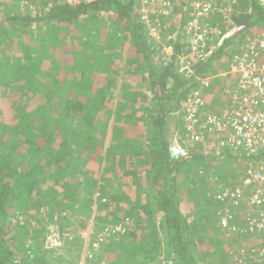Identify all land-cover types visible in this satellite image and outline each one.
Here are the masks:
<instances>
[{
    "label": "trees",
    "instance_id": "16d2710c",
    "mask_svg": "<svg viewBox=\"0 0 264 264\" xmlns=\"http://www.w3.org/2000/svg\"><path fill=\"white\" fill-rule=\"evenodd\" d=\"M26 1L29 6L21 13L16 4L0 0V264H12L16 259L20 264L61 263H51L38 254L39 248L36 251V247L31 246L36 251L33 255L30 248L27 249L29 239L39 240L42 233L48 231L46 220L54 222L55 215L63 211L57 209L61 205H69L74 217L75 214L81 216L88 209L87 205H93L97 192L106 194L109 187L113 189L106 181L100 182L96 189L98 183L94 179L88 193L81 187L76 191L73 185L82 184L77 178L79 171L90 174L82 185L86 188L92 177L99 176L92 170L95 166L98 172L100 168L111 171L118 167L128 179L134 177L133 173L128 174L131 167L149 173L160 217L153 227L156 232L143 230L144 223H131V219H126L129 215L116 223L104 220L105 224L122 222L125 231L121 236L119 232L107 235L111 230L102 231L106 241L100 245L98 256L91 259L93 264H141V256L145 264H238L231 259L235 245L226 240L219 218L214 212H202L204 199L196 202V213L192 210L187 215L183 213L179 199L184 195V191H180L184 184L181 175L197 166L194 175L203 183L220 178L216 181L234 184L250 162L263 160L264 150L249 153L243 146L233 148L228 141L230 130L227 128L210 135L206 143L187 155L175 157L171 153L172 132L182 133L175 113L187 96L201 89L204 100L207 94H216L214 81L199 88L196 76H205L215 69L211 63L217 52L199 63L204 66L198 68L197 65L194 75L187 76L181 63L183 53H176L188 46L182 43L181 36L174 38L178 45L168 58L154 57L150 49L152 37L146 33L138 13L141 0H93L80 5L59 4V0ZM169 3L177 5L176 0H169ZM251 4L250 14L234 19L242 31L252 26L257 28L264 21V6L258 0L253 3L251 0ZM30 6L36 7L34 12ZM161 7L162 4L149 8L155 11L149 15L150 20L155 21L153 25L158 24L157 19H163L160 25L171 21V17L159 14ZM182 16L184 23L188 11H183ZM95 22L98 28L109 30L105 39H95L97 33L92 30L84 34L88 23L94 25L91 23ZM57 28L78 29L80 43L73 44L70 51L61 50L52 38ZM254 31L247 33L257 35L264 29L256 34ZM238 32L222 42L224 47H231ZM62 51L68 52V57L63 58ZM86 54L92 55L93 60L86 65L90 70L79 69L73 74L74 67L81 65L77 61ZM25 88L35 90L33 98ZM221 107L226 108L225 105ZM106 114L114 118L113 124L101 125L100 121L96 124V117ZM6 116L12 119H4ZM129 119L130 122H125ZM62 123L66 126L60 135ZM54 132L56 134H52ZM23 148L24 151H20ZM212 149L220 152L199 153V150ZM222 162L226 164L224 169L220 167ZM229 163H235L236 168L242 167L243 174L221 172L228 170ZM212 165L218 172L211 171ZM122 186L120 184L119 188ZM189 188L197 194L196 187ZM68 191H76L70 200L78 202V209L67 201ZM213 195L206 196L205 204L215 206ZM106 196L110 201H105L109 203L101 204L98 209L106 212L110 219L115 206L114 203L111 207L110 203L117 198L110 193ZM45 202L56 210L40 216L36 209ZM139 214L149 220L153 218V210L148 205ZM17 215L23 216L19 227L14 225ZM195 218L200 220L193 225ZM202 221H213L210 233L209 225ZM100 232L93 235V239L90 234L91 240L96 242Z\"/></svg>",
    "mask_w": 264,
    "mask_h": 264
},
{
    "label": "built area",
    "instance_id": "2783aa9c",
    "mask_svg": "<svg viewBox=\"0 0 264 264\" xmlns=\"http://www.w3.org/2000/svg\"><path fill=\"white\" fill-rule=\"evenodd\" d=\"M66 4L80 5L93 0H61ZM226 8L234 0H223ZM236 2V0H235ZM144 4V5H143ZM140 12L143 14L152 5H160L161 16H169L176 12V7L169 0H143ZM148 5V6H147ZM146 8V9H145ZM222 12L213 3L206 0L197 2L192 17L184 30L185 36H190V51L181 56L183 70L187 76L194 75L196 64L204 62L213 54L211 46L213 35L220 34L219 27L210 26L206 18ZM145 20H150L147 14ZM159 28V27H158ZM154 29L153 35L159 37V29ZM159 39V38H158ZM244 48L232 56L229 63V75L235 78L236 84L229 89V109L214 114L205 109V100L201 90L193 91L184 100L179 111L184 132L178 133L177 148H172L174 154L187 155L199 145L206 143L209 136L215 132L229 128V142L236 148L243 146L249 153L264 150V32L256 37H247ZM226 76V73H224ZM211 78L203 80L208 86ZM228 91V90H226ZM227 93V92H226ZM207 139V140H206ZM181 150V151H180ZM219 153V149H215ZM208 153V152H207ZM209 154H213L212 152ZM245 173L236 179L234 184H222L215 195L220 204L217 216L226 234L229 244H234L230 253L231 259L238 264H264V158L259 162H250ZM107 233H124L121 227L108 226ZM89 246L83 260L79 264H93L96 257L95 248L102 245L106 238L101 234L96 242L90 243L88 235H82ZM85 243V242H84ZM85 262L86 260H88ZM12 264H20L17 259Z\"/></svg>",
    "mask_w": 264,
    "mask_h": 264
},
{
    "label": "rangeland",
    "instance_id": "374dc122",
    "mask_svg": "<svg viewBox=\"0 0 264 264\" xmlns=\"http://www.w3.org/2000/svg\"><path fill=\"white\" fill-rule=\"evenodd\" d=\"M5 1L9 2V0H5ZM200 1H205V0H198L197 2H200ZM206 1L209 2V3H212V1H210V0H206ZM262 1H264V0H262ZM58 3L59 4H66L65 2H63L61 0H59ZM141 3L143 4V0L140 1V5H141ZM235 3H237V1ZM17 5L19 6L20 3H17ZM240 5H241L240 9L242 11H244V8H246V5H251V4L250 3H246V0H241ZM30 7H31L30 9L34 12L36 7H33V6H30ZM23 9H26L25 6H19L18 10L22 13ZM150 9H153V5L150 7ZM221 10H222L224 16H226V13L229 12V11H235L233 6H232V8L230 6H228L226 8L221 7ZM138 13L141 15L142 22L144 24V28H145L146 33L148 35H150V37H152V39H156V37L153 35V33L155 32L154 29H156V28H158L160 26L163 27V29L164 28H170V30L167 29L168 32H169L168 34L169 35H173V37L175 38L176 37L175 33L178 34L179 30H182L181 32L183 33L184 32V25L186 27V25L188 26V24L190 22V21H188V22H184L183 23L181 21L182 20L181 18L183 16H180V11H177L176 14L173 13V14H170L168 16L169 18L171 17L170 18L171 21H169V22H165L164 24L160 25V23L162 22L163 19L162 20L161 19H157V22L159 24V25L157 24L158 25L157 26V25H153L151 23V22H155L154 20L153 21L145 20V18L143 16L145 14H147L149 16V15H151V13H155V11H153V10L150 11L149 9H147L143 14L140 13V12H138ZM191 17H192V14H191ZM104 19H105V21H108V20H106V18H104ZM98 20H99V22H101V18H98ZM91 24H94V25H89V23H88V25L86 27L87 31L86 32L84 31V34L85 33H86L85 35L90 34V32L92 30V32L94 31V33H97V35H95V37H94L95 39L98 38V37L100 38V40L101 39H105L106 35H108V33H109V30L107 31V29H104L102 27L98 28L96 22L95 23H91ZM233 24L234 25L229 30L230 33H233V31L238 32L239 29H240V27L236 26L235 21H233ZM261 29H263V27L259 26V30H261ZM43 30H44L45 33H48L45 26H43ZM167 30H165V32ZM259 30H257V31L259 32ZM79 32L80 31H78V29H76V30H74V29L71 30L70 29L69 30V29H60V28L58 29L57 28L54 31L55 35L52 36V38L54 39L53 42L57 41L59 43L58 47H60L61 50L69 49V51H70V49L72 48L73 44H75L76 42L80 43L81 36L79 35ZM52 33H53V31H52ZM240 34H238L236 36V40H237V38L238 39L241 38ZM244 35H246V34H244ZM229 36H231V34ZM166 37H167V35H166ZM247 37L248 36L245 37V40L243 39V40L240 41V44H241L240 47L246 45L245 41H247L246 40ZM253 37H256V35H253ZM181 38H182V43H185V44H187L189 46L190 41H191V37L190 36L189 37L186 36L184 38L183 37H181ZM235 41L231 45L230 50H229L231 52L232 56H234V54H235L232 50H234L235 52L237 51V47H236ZM47 42H52V41H47ZM162 42H163V39L161 41V44H162ZM164 43H165V41L163 42V44ZM48 44L51 47L55 48L54 44H52V43H48ZM172 44H174V42ZM172 44H169L167 46H172ZM217 44H218V42L216 41L212 46L215 47ZM163 47H165V46H163ZM153 50L154 49H151V51H153ZM36 54H39V53H36ZM36 54H34V55L36 56ZM61 55H62L63 58H66V57H68V52H65V51L63 52L62 51ZM155 57L158 59V53L157 52H155ZM91 60H93L91 54L83 55L82 59H79V61H77L81 65L76 66V68L74 67L73 74L75 72H79L78 71L79 69L90 70V69H88L86 67V65L88 63H90ZM216 65H220V64H216ZM214 70H212V72L209 71L208 76L210 78H214V77L218 78V79H215V80L219 81V82L216 83V85L219 86V88H218L219 89V94H218L219 103L216 102V105L213 106V108L210 111H207V112L218 114V113H221L224 110H226L225 108L221 107V104L223 103V97H224L223 94H225L224 91L228 90L227 91V95H228L229 89L226 88V87L230 88V86H227V84L225 86L223 84H221V85H219V84L222 83V80L226 79V76L229 75V74L227 75V72H229V71L227 69H224V65L223 64H222V67L220 69H217V71L216 70L214 71ZM194 73H195V71H194ZM224 73H226V76L224 75ZM86 81H87V78H86ZM78 83H81V82L78 81ZM83 83H84V81H83ZM25 91H26V93H28L29 96H31V98H33V96L35 95V90L34 89L29 90V89L25 88ZM120 92H123V91H120ZM119 95H123V93H120ZM177 113H175V114L177 115ZM6 117L7 118H4V119H7L8 121H10L12 119L11 117H8V116H6ZM82 117H85V116H82ZM96 118L98 119L96 121V124H99L101 122V125L105 124V123H107V124L109 123V125H112L113 122H114V118L113 117H109L108 114H106V115H104L102 117H96ZM125 122H130V119L125 121ZM65 126H66V124H64V123H62V125L60 126V128H59V129H61L59 131L60 135L63 134V129L65 128ZM178 127L180 128L179 130L181 132L184 131V127H183V123L182 122H180L178 124ZM52 134H56V133L54 132ZM170 141H171V145H172L173 144V139H171ZM178 143L182 147H184L181 142H178ZM172 148L178 149L176 142L174 143V145H172ZM20 151H24V148L21 149ZM215 151H216L215 149H212V150H208L207 152L209 154L211 152L214 153ZM103 154L106 155L107 152L104 150ZM178 156H181V155L180 154L176 155V157H178ZM214 161L217 162L216 159H214ZM147 163H149V162H147ZM222 163H223L222 166H220L221 169L222 168L223 169L226 168L225 162H222ZM227 168H228L227 171L221 170V172H226V175H228L229 173H231V175H235V174L236 175L237 174L238 175H242L243 172H244L242 170L243 169L242 167H241V169L240 168H236L235 167V163L227 164ZM96 169H97V166L92 168V170L94 172L96 171L100 177L99 176L92 177L91 180H89V183H88L86 188L82 187V185L84 184L85 181H87V176L90 175L89 173L87 175V171H79V174H78L77 178L81 179L82 184L77 182V186L76 185H73V186L75 187L76 191H77V187L78 188L81 187L80 189L86 190L87 193H88L89 188L91 187V185L93 186L94 179L97 181L96 183H98V185L96 186V189L99 187V185H100L99 183L100 182H105L106 181L107 183H111L112 186L111 185L110 186L113 187V189L110 188V187H109V189L113 190L114 192H111L108 189V192L106 194L110 193L111 195H115L116 198H117L116 201L114 200V201H112L110 203L111 207L115 203V206L113 207V211L110 213L111 217L109 219V217H107L106 212H102L100 209L97 208V206H100L98 204L101 203L100 201L102 200L104 195H106V194H102V192H98L97 195H95L93 200H96V201L92 202L93 205H91V207H89L90 205H87L88 209L84 210V213H85L84 215L80 216L79 214H75V217H74L73 213H71V211L69 209V205H67V206L66 205H61L60 208H57V209H59L61 211L63 210V211H62V213L58 212L60 214H56L55 215L54 222L46 220V227H47L48 231L47 232H43L41 237H39V240L36 239V237L35 238L33 237V239H31V242L30 241L28 242L29 244L32 243V245H31L32 247L33 246L36 247V251H37V248H39L38 249V251H39L38 254L43 256L46 260L50 261L51 263L52 262H57V263L61 262L60 264H67V263L79 264V257L83 256V254H86L87 249L89 248V246L83 244L82 242L80 243L79 240H78V236L82 237V235H84V233H86V235H88V233H91V232H93V235H95V233L98 230V227H101L103 224H105L104 220H106L108 222L115 221V223H116L117 221H121L123 216L129 215L130 211L133 212L134 215H137V216H134L135 217L134 219H136L135 221H137L139 224L144 223L146 225V226H143V228H142L143 230L149 229V231H154V232H156V230H157V229H155L153 227H154V224L157 222V220L160 217V212L158 210L157 202L155 201L156 199L154 200V198H155L154 197V191L153 192L150 191L149 192V197H147V198L145 197V199H144L143 193L146 192V190L148 188L147 185L144 186V188H143L144 191H141V190L133 191L134 190L133 184H130V185L127 184V183H129L130 179L126 178L127 175L125 176L123 173H120L118 168H116L113 171H114V173H116V175L118 174L119 180H117V177L116 178L114 177L113 180H112V177L109 178V175H113V174L109 173V171L107 172V176H106V171L107 170H105V169H101L100 168L99 172ZM197 170H198L197 166H194L193 168H191V170L189 171L188 174H182L181 175V179L184 181V184H183V186L180 187L181 188L180 191H184V195H180L179 199H181L182 200L181 202L184 203L182 209H183V213H185L186 215L191 210L194 211L195 213L197 212L198 204L195 201L197 199L196 197H198V199H203L204 197L209 195V192L211 191L210 189L213 187V183H212L213 181H210L209 184H206V183L202 182L203 180H201V178H197V176L194 175L197 172ZM211 171L213 173H216V172H218V168H216V166L212 165ZM88 177H90V176H88ZM215 179H217V178H214V180ZM116 183H118V184L116 185ZM120 184H122L124 186L119 188ZM29 187H30V189H32L31 185ZM94 187H95V185H94ZM189 187H196L197 188V190H196L197 194H194L193 191L191 192V189ZM188 188L190 190H188ZM187 190H188V192H187ZM76 191L75 192L74 191L73 192L68 191L66 197H67V201H70L71 206L77 209L79 207L78 202L72 203L71 200H70V198L73 197V195L76 193ZM134 194H137V195H134ZM216 194H217V191L214 192V195H216ZM34 196H36V195H34ZM38 196H39V194H38ZM28 197H29L28 199H30V196H28ZM32 197H33V195H32ZM105 197H107V196H105ZM134 197H137L135 199V201L132 202V203H129V201H131ZM139 198L142 200V202H141V200H139ZM25 199H26V197H25ZM107 200L110 201L109 198ZM145 200L147 201V203H145ZM108 201L103 202V203L106 204ZM88 202H89V200L86 199L85 203H88ZM143 204L149 205L150 208L153 210V215L152 216H153L154 219L152 218L151 220H149V218H147V217L144 218L143 216L141 217V215L139 213H137L139 211V209L141 207H143V206H140V205H143ZM42 205L43 206L40 205L39 208L36 209L37 212H39L38 215H40V216H42L44 213H50V212L53 213L56 210L55 207L49 206L46 202L43 203ZM129 207H131L132 209L130 210ZM189 208H190V211L188 212ZM201 213L202 212L200 211V214ZM206 215L210 216L209 214H206ZM22 217L23 216L17 215V219H15V222H14L15 227H19V221L22 220ZM59 217H61V219H59ZM129 217H132V216L130 215ZM137 218H139L140 220H138ZM126 219H131L130 220L131 223L134 222L133 218H126ZM195 219L193 220V223L191 222L193 225H195L194 222L200 220V219H196V220ZM212 222L213 221H210V222L202 221L203 224H206V225L208 224L209 225L208 228H207L208 229V233H210L211 230H213V227L210 226V224L211 225L213 224ZM121 223L109 224V226L110 227H114L116 229L117 227H121V225H122ZM86 227H89V230H87L85 232H82V231L86 230ZM148 227H151V228H148ZM123 229L124 228H122V230ZM221 230L223 231L222 228H221ZM121 235L122 234H120V236ZM99 236L100 235L98 234L97 237H99ZM214 237H216V235H214ZM118 240H119V238H118ZM211 245H213V244L211 243L210 246ZM213 248L215 249L216 247L213 246ZM34 251H35V249L33 248L31 250L33 255H35V252H36V251L35 252ZM77 254H78V256H77ZM75 258H78L76 263L74 261ZM139 260L142 261L141 264H145L144 258L142 256L139 258ZM208 261L212 262L211 259H208ZM115 264H118V262L115 263Z\"/></svg>",
    "mask_w": 264,
    "mask_h": 264
},
{
    "label": "crops",
    "instance_id": "0c3cea01",
    "mask_svg": "<svg viewBox=\"0 0 264 264\" xmlns=\"http://www.w3.org/2000/svg\"><path fill=\"white\" fill-rule=\"evenodd\" d=\"M40 1V0H39ZM178 3H177V5L175 6L176 7V10L177 11H180V16H182V12L183 11H188V18H185V20H186V22H188V21H190L191 20V13L194 11V9H195V5H196V3H197V1L198 0H176ZM210 1H212V3L214 4V5H216L218 8H220V7H222L223 5H227V3H222L223 2V0H210ZM237 1V3H235V0H234V2H230V4H229V6L232 8V6L234 7V10L235 11H229V12H227L226 13V16H224V14H223V12H217L214 16L213 15H210V17H208V18H206V22L208 23V25H210V26H215V27H219V30H220V34H216V35H213V38H212V43H211V46L217 41L218 42V44L215 46V47H213L212 46V49H213V54L214 53H216L215 54V56H214V61L211 63V66L213 65V68H217V69H220L221 67H222V64L224 65V69H227V70H229V63H230V60H231V58H232V55H231V52L229 51L230 50V47L229 46H226V47H224V45H223V41L225 40V39H227L228 37H229V35L231 34V35H233V34H235V31H233V33H230L229 32V30L232 28V26L234 25L233 24V21H235L234 19L235 18H237V17H239V16H241V15H247V14H250L251 12H252V4H251V0H246V3H250L251 5H246V8H244V11H242L241 9H240V3H241V0H236ZM263 6H264V1H262V0H258ZM9 2L10 3H14V4H16V6H18L17 5V3H20V5L19 6H25V8L26 7H28L29 5V3H27V1L26 0H9ZM184 2H186V3H184ZM24 3V4H23ZM252 3H253V0H252ZM23 4V5H22ZM186 4V5H185ZM223 4V5H222ZM19 6H18V8H19ZM181 6H183V7H181ZM188 8V9H187ZM190 11V12H189ZM186 17H187V15H186ZM182 19V18H181ZM220 21V22H219ZM222 21H224V22H222ZM152 24L154 23V22H151ZM236 23V22H235ZM156 25V24H155ZM260 26L261 27H263V29H264V21L262 22V23H260ZM256 27H254V26H252L249 30L247 29H245L244 31H242V29L240 28L239 30H241V32H238L237 33V35L238 34H240V39H238L237 38V40L235 41V44H236V47H237V51L235 52L234 50H232L234 53H237V52H239V51H241L243 48H244V46H242V47H240L241 46V44H240V41L241 40H245V37L246 36H248V37H252L253 35H251L250 36V34L249 33H247V31L248 32H250V30L251 31H254L253 32V34H256V31L257 30H259V27H257L256 29H255ZM159 29V39L156 37V39H151L152 40V43H153V45H155V46H151L150 48L151 49H154L153 51H152V53H153V55H154V57H155V52H157L158 53V59L160 58V57H163V59L164 58H168V56L167 55H171L173 52H175V50H176V46L178 45L177 44V39L175 40V42H174V44H172V46H167L168 45V42L170 41V39L168 38V30H170V29H166V28H158ZM163 30V31H162ZM165 30H167L166 32H165ZM260 31V30H259ZM229 33V34H228ZM243 34V35H242ZM244 34H246V35H244ZM166 35H167V37H166ZM175 36H177V33H175ZM178 36H181V37H186L185 35H184V33H178ZM183 37V38H184ZM162 39H163V42L165 41V43L163 44V42H162V44H161V41H162ZM181 45V44H180ZM163 46H165V47H163ZM153 47V48H152ZM168 47V48H167ZM157 48V49H156ZM177 48H180V47H177ZM190 45L189 46H187V48H184L183 50L182 49H178V51L176 52V53H183V55L184 54H187L189 51H190ZM161 49L163 50V51H161ZM212 54V55H213ZM211 55V56H212ZM220 57V58H219ZM161 59V58H160ZM216 63H218V64H220L221 63V66L220 67H218V65H216ZM198 64H196L195 65V67L197 66ZM202 66H204V64L203 65H198L197 67L199 68H201ZM196 67V68H197ZM212 68V67H211ZM194 71H195V68H194ZM217 71V70H216ZM228 73L229 72H227V75H228ZM195 74V73H194ZM218 74V73H217ZM216 74V75H217ZM210 75V74H209ZM229 76V77H228ZM228 76H226V79H224V80H222V83H220L219 85H221V84H223L224 86L227 84V86H230V88L229 87H226V88H228V89H233L234 88V86H235V84H236V81H235V78H233L231 75H228ZM208 72H207V74H205V76H199V75H197L196 76V80L198 81V83L201 85L199 88H204V85L202 84V81L203 80H206V79H208ZM215 79H218L217 77H214V78H211L209 81H214L213 82V85H214V88H215V91H216V94H212V93H210V94H207L206 95V97H205V101H206V103H207V106H206V110L207 111H210L212 108H213V106H215L216 105V102H218L219 103V101H218V94H219V86H217L216 85V83L217 82H219V81H217V80H215ZM225 88V87H224ZM202 90V89H201ZM225 90V89H224ZM223 103L221 104V106L222 105H225L226 106V108L225 109H227V108H229L230 107V100H229V96L225 93V94H223ZM210 107V108H209ZM172 131H174V130H172ZM176 136H177V133H173L172 132V135H171V139H173V144L172 145H174V143L177 141L176 140ZM171 145V146H172ZM199 153H202V154H204V155H207V151H201V150H199ZM215 154V153H214ZM147 163V162H146ZM148 164V163H147ZM118 168V167H117ZM119 169V168H118ZM107 172L108 171H106V176H107ZM129 172H131V173H133V175H134V177L132 178V176L130 177V181H129V183H128V185H130V184H133V186H134V190L133 191H139V190H141V191H144V186L145 185H147V190H146V192H144L143 193V196H144V199H145V197L147 198V197H149V192L150 191H154V200L156 199V190H154V188L152 187V185H151V183H150V180H149V178H150V174L148 173H146V174H144L142 171H140V170H136V167H131L129 170H128V174H129ZM109 173H111V174H113V175H109V178H111L112 177V180L114 179V177L116 178L117 177V180H119V177H118V174L116 175V173H114V171L113 170H111V171H109ZM220 178H218V179H213L212 181V183H213V187L211 188V191L209 192V195L210 196H212V193H214L216 190H218L219 188H220V186L223 184V182H221V181H216V180H219ZM145 183V184H144ZM109 185H111L112 186V184L111 183H108ZM118 183H116V185H117ZM140 188V189H139ZM98 193V192H97ZM97 193H96V195H97ZM146 193V194H145ZM134 195H137V194H134ZM208 195V196H209ZM103 196V195H102ZM106 195H104V197L102 198V200L100 201L101 203H99L98 205H100V206H97V208H99V207H101V204H104L103 202H106L105 200H107L108 198L107 197H105ZM137 197H134L131 201H129V203H132V202H134L135 201V199H136ZM197 199L195 200L196 202L198 201V197H196ZM207 198H209V197H207ZM213 198H214V200H216L215 199V195H213ZM204 200H203V211L202 212H204V211H211V212H214V216L218 219V216H217V213H218V211H219V209H220V204L218 203V201L216 200V201H214V205L215 206H213V203H212V205L211 204H205V201H206V197H204L203 198ZM104 200V201H103ZM139 200H141L140 198H139ZM94 201H96V200H93L92 202H94ZM156 202H157V200H155ZM141 202H142V200H141ZM145 203H147V201L145 200ZM146 205L147 204H143V205H140V206H143V207H141L140 209H139V211L137 212V213H139L140 211H141V209H143L144 207H146ZM182 205H184V203H182ZM192 205V204H191ZM149 206V205H148ZM186 206V205H185ZM183 207V206H182ZM76 209V208H75ZM78 209V208H77ZM96 209V208H95ZM129 209L131 210L132 208L131 207H129ZM190 211V208L188 209V212ZM66 212V211H65ZM64 212V213H65ZM129 213V212H128ZM132 216V217H130V218H133V220L135 221L136 219H134L135 217L134 216H137V215H134L133 214V212H131L130 211V213H129V216ZM128 216V217H129ZM127 217V218H128ZM141 217H142V215H141ZM212 218V217H211ZM138 220H140L139 218H137ZM109 226V224H103L101 227H98V230H97V232L95 233V235L98 233V232H100V234L99 235H101L102 234V231L103 230H105V228H107ZM87 230H89V227H86V230H84V231H82V232H85V231H87ZM81 232V231H80ZM88 233V232H87ZM80 234V233H79ZM84 234H86V233H84ZM88 234H91V235H93V232H91V233H88ZM93 238H95V236H93L92 237V239ZM89 239H91V238H89ZM97 239H98V237H97ZM78 240H79V242L81 243H83V244H85L86 245V240L85 241H83L82 240V237L81 236H78ZM29 241L31 242V239H29ZM90 243H92V242H94V240H88ZM223 241V240H222ZM85 242V243H84ZM224 242V241H223ZM82 245V244H81ZM28 248H30L29 249V251L31 252V243L29 244L28 243V245H27V249ZM95 250H97V251H95L96 252V256H98V254H99V250H100V247L98 246L97 248H95ZM77 256H78V254H77ZM16 259V258H15ZM14 259V260H15ZM17 260V259H16ZM83 260V256H81V257H79V262L80 261H82Z\"/></svg>",
    "mask_w": 264,
    "mask_h": 264
},
{
    "label": "clouds",
    "instance_id": "9594fccd",
    "mask_svg": "<svg viewBox=\"0 0 264 264\" xmlns=\"http://www.w3.org/2000/svg\"><path fill=\"white\" fill-rule=\"evenodd\" d=\"M184 30H185V27H184ZM182 30H179L178 31V33H182L181 32ZM184 33V32H183ZM178 35V34H177ZM168 38L170 39V41L172 40H174V37H173V35H169L168 36ZM173 42H175V41H173ZM225 93L227 92V91H224ZM227 94V93H226ZM182 105H183V103H182ZM182 105H181V107H182ZM206 106H207V103H206V101H205V109H206ZM181 109V108H180ZM180 109L178 110V113H179V111H180ZM207 111V110H206ZM177 113V116H178V119L180 120V116H179V114ZM180 122H181V120H180ZM171 153L173 154V155H176V154H174L173 153V151H172V146H171ZM90 238V234H88V240H91V239H89ZM95 242V241H94Z\"/></svg>",
    "mask_w": 264,
    "mask_h": 264
},
{
    "label": "water",
    "instance_id": "95a60500",
    "mask_svg": "<svg viewBox=\"0 0 264 264\" xmlns=\"http://www.w3.org/2000/svg\"><path fill=\"white\" fill-rule=\"evenodd\" d=\"M176 157V155H174Z\"/></svg>",
    "mask_w": 264,
    "mask_h": 264
}]
</instances>
